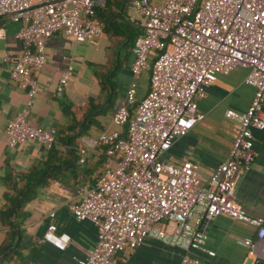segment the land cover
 I'll return each mask as SVG.
<instances>
[{"label": "built area", "instance_id": "2783aa9c", "mask_svg": "<svg viewBox=\"0 0 264 264\" xmlns=\"http://www.w3.org/2000/svg\"><path fill=\"white\" fill-rule=\"evenodd\" d=\"M106 0H0V18L18 23L16 37L21 53L12 60L9 77L26 95L23 108L7 121V146L32 140L45 149L55 143L57 129L32 126L29 107L38 85L33 72L44 62L46 39L56 31L75 42L96 46L102 26L94 9ZM141 19L142 32L130 48L131 80L124 103L111 114V123L122 127L101 130L92 144L109 145L116 153L93 184L76 186V199L67 203L78 220L90 221L95 239L77 264H117V260L153 237L182 250L178 264H208L201 224L218 215L241 220L255 228L249 252L264 264V214L249 215L231 203L237 172L247 170L254 158L253 129L264 127V0H128ZM149 65L148 86L135 98V79ZM247 72L244 82L253 88L242 111L225 115L237 123L226 157L205 180L192 159L173 162L164 157L174 137L186 133L203 117L197 101L217 74L236 66ZM66 64L55 85L60 96L71 79ZM84 161L85 147H78ZM194 218V221H191ZM40 241L63 250L69 235L48 223ZM120 254V257H118ZM1 264H16L12 261Z\"/></svg>", "mask_w": 264, "mask_h": 264}, {"label": "crops", "instance_id": "0c3cea01", "mask_svg": "<svg viewBox=\"0 0 264 264\" xmlns=\"http://www.w3.org/2000/svg\"><path fill=\"white\" fill-rule=\"evenodd\" d=\"M116 13L103 23L96 46L75 42L60 31L53 32L45 41L44 62L33 72L38 90L27 121L35 127L57 129L55 143L49 149L28 139L14 147L6 144L5 125L23 108L26 95L9 77L10 64L22 49L15 35L18 23L0 18V245L8 240L10 229L13 230L10 246L15 243L7 249H13L19 242L18 255L14 254L19 264H77L76 259L84 255L95 239L93 224L76 219L67 203L76 199L77 185L93 184L103 167L113 165L117 159L116 153L106 145L91 141L101 130L123 129L113 125L110 117L124 103L131 80L130 48L134 37L142 32V25L128 0L120 4ZM68 63L72 66L71 79L57 96L55 85ZM246 72L247 68L239 65L227 74L216 75L214 82L206 87L204 97L197 101L203 117L186 133L173 138L165 158L177 163L185 158L194 160L200 177L206 179L210 170L226 157L237 130L236 121L227 117L225 110L242 111L250 101L253 88L244 82ZM135 81L138 100L148 86L146 66ZM70 124H74V129H65ZM82 125L85 128L78 134ZM252 136L255 155L247 170L236 173L231 203L249 215H259L264 214V127L253 129ZM79 146L85 147L82 163L78 161ZM28 179H31L29 184ZM24 193L26 200L18 214H13L11 208L3 217L7 197H20ZM12 219L20 224V236ZM48 223H55L57 230L69 235L70 241L63 250L40 241ZM201 227L204 247L214 254L196 253L208 264H260L256 254L259 248L250 253L248 247L256 239L253 226L218 215ZM181 253L178 247L147 237L123 260L118 259L117 264H178Z\"/></svg>", "mask_w": 264, "mask_h": 264}, {"label": "trees", "instance_id": "16d2710c", "mask_svg": "<svg viewBox=\"0 0 264 264\" xmlns=\"http://www.w3.org/2000/svg\"><path fill=\"white\" fill-rule=\"evenodd\" d=\"M123 1L124 0H106L103 7H97L94 9L93 18H95L96 21L99 22L101 24V26H103V23H106L109 18H113L115 15H117L116 10L119 8L120 4ZM154 54H155L154 51H151L149 53L147 64L145 65L147 67L148 71H149L150 62H151ZM69 113L71 116H73L71 112H69ZM75 121L79 122V119L75 120ZM84 128H85V125H82L78 134H80L84 130ZM65 129L73 130L74 124L67 125L65 127ZM106 147L112 152V148L109 145H106ZM30 180L31 179L26 180L27 181L26 183L29 184L28 181H30ZM22 190L20 192H22ZM25 200H26L25 193H24V195H22L20 197H17V196L13 197V198L7 197L8 203L6 205L7 206L6 209L2 212L3 217H5L7 215V213L9 212V210H11V208H12L13 214H15V213L18 214V211H20ZM21 216H23V214H21ZM12 224H13V227H15V229L17 230L18 236H20L22 233L20 230V226H19L20 224L18 222L14 221L13 219H12ZM13 234H14V231L10 229L8 240L6 242H4L2 245H0V253L3 252L5 249H7L10 246V244L13 241ZM18 248H19V242L16 243V245L13 249L9 250V252L5 253L0 258V264L3 262H7V261H12L16 264H19L18 260H16V258H14V254L18 255Z\"/></svg>", "mask_w": 264, "mask_h": 264}, {"label": "water", "instance_id": "95a60500", "mask_svg": "<svg viewBox=\"0 0 264 264\" xmlns=\"http://www.w3.org/2000/svg\"><path fill=\"white\" fill-rule=\"evenodd\" d=\"M14 243H15V242H14ZM14 243L10 246V248H12V247L14 246ZM8 250H9V249H6L4 252H2V253L0 254V258H1L5 253H7Z\"/></svg>", "mask_w": 264, "mask_h": 264}]
</instances>
